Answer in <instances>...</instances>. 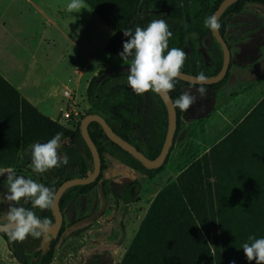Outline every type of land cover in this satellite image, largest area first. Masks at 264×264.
<instances>
[{"label": "rangeland", "instance_id": "rangeland-1", "mask_svg": "<svg viewBox=\"0 0 264 264\" xmlns=\"http://www.w3.org/2000/svg\"><path fill=\"white\" fill-rule=\"evenodd\" d=\"M56 1L58 5L62 2L60 6L66 12L64 29L73 32L76 29L78 32L82 30L85 41L83 56L63 40L57 39L51 46L47 66L52 73L49 85L58 91L61 90L62 84H67L66 90L71 95L66 100L65 108L70 112V119L64 121L60 115L57 121L61 120L59 125L70 131H75L82 116L88 114H97L111 121L110 117L90 106L86 96L87 85L101 71H123L122 77L102 89V99H105L114 86L128 85L129 70L124 68L130 67V63L107 54L105 46L112 33L98 16L88 9L69 12V0L64 5V0ZM56 1L52 0V7ZM176 1L181 10L182 2ZM203 1L212 10L217 0ZM149 17L151 19L148 24L153 20L163 19L170 31L176 30L184 19H169L162 12H144L135 19L146 20ZM135 29L134 23L131 30L134 32ZM225 33L227 39L225 34L224 39L231 54L227 78L243 83V86L229 98H224L223 93L216 96L215 92L209 89L207 95L201 98L194 90L192 94L197 96L194 105L185 112L177 110L178 130L165 162L147 175L132 170L115 156L104 152L106 169L101 172V180L87 192H70L73 198L62 211V233L56 239L50 264H123L132 247L130 264H255V261L247 260L242 245L252 242L249 240L250 236L264 238V105L256 109L264 98V75L258 76L264 71V5L243 3L240 14L231 16ZM253 46L257 48L256 52H247L248 48ZM191 49L197 53L201 52L205 62L202 68H199L198 61L190 57ZM186 53L190 59L189 72H203L211 76L219 63H222V51L207 32L202 33L201 38L197 35L191 36ZM41 55L42 51L37 49L36 59L39 60ZM40 71L42 70L39 66H36L35 73ZM1 96L3 101L5 97H10L3 92ZM145 101L147 111L143 124L141 127H134L130 134L131 144L143 154H146L144 129H148L159 112L162 144L168 126L165 104L164 108L161 107L153 92H148ZM56 102L61 105L65 99L59 97ZM8 109V103H2L0 169L11 168L17 176L33 179L54 192L67 178H84L75 170L72 172L67 164L63 163L45 173L34 172L32 160L25 157V153H29L30 145L27 139L18 135L21 130L2 135L4 130L14 125L15 119L17 120V115L12 117ZM242 122L245 123L242 129L248 136L242 141V145L252 154H244L238 160V172L224 169L222 165L210 159L208 167L201 168L196 176L197 185L207 191V198L204 200L205 213L202 212L204 214L201 218L205 224L204 228L199 224L200 213L196 214V217L190 214L191 222L184 213H178L181 225L174 226L173 215L178 210L176 202L181 194L179 175L206 156L212 147ZM68 144V139L61 140V146ZM60 157L63 160L64 156ZM85 163L87 177L93 172V163L87 157ZM2 177H6V174ZM134 179L138 180L140 191L132 203L124 204L112 196L110 182L122 184ZM215 182L214 189L210 190L209 185ZM7 193L6 180L0 181V225L8 223L7 211L10 206L24 207L43 219L51 212L50 208L33 207L31 200L8 201L5 198ZM150 210H153L155 217L152 215L149 218ZM146 219L148 226H145ZM141 230L140 243L133 246ZM33 239L32 236L26 238L29 242ZM0 264H19L1 234Z\"/></svg>", "mask_w": 264, "mask_h": 264}, {"label": "trees", "instance_id": "trees-1", "mask_svg": "<svg viewBox=\"0 0 264 264\" xmlns=\"http://www.w3.org/2000/svg\"><path fill=\"white\" fill-rule=\"evenodd\" d=\"M180 1L182 2L181 10L177 7L176 0H84L87 6L112 32L105 46V51L108 55L114 57H119V53L123 51V43L128 39L123 35L124 31L131 30L134 23L136 24V28H146L148 26L147 22L150 21V17L146 20L135 19L138 15H141L144 12H162L164 15H167V18L169 19L181 17L184 18L183 23L178 26L176 30L174 29L173 31H171L173 35L169 39V50L173 47H176L186 52V47L190 37L197 35L201 38L202 33L204 32H207L210 38L214 40L211 35L210 29L205 27L204 21L207 17L213 15L214 11L218 8L223 0H217L212 10H210L208 5L203 0ZM189 2H191L192 5H190ZM245 2L264 4V0H239L228 7L218 19L221 25L219 32L223 37L230 22L231 16L239 14L242 11V4ZM214 43L220 49L215 40ZM189 54L190 57H193V59L199 62V68H202L204 66L205 62L202 59L203 57L200 51L197 53L193 49H191L189 51ZM129 60H131V57L129 58ZM189 63L190 59L188 55L181 72L198 75L194 71H188ZM221 64L222 63H219V66L216 68L214 74L218 73L221 68ZM129 68L130 67H126L124 68V70H129ZM123 74V71L121 73H116L115 71L99 72L97 76L93 77L89 81L86 89V96L89 99L90 106L94 110L110 117L111 121L109 119H105L103 117L102 118L110 126L115 135H117L126 143L132 145L130 141V134L132 133L134 127H141L143 124L147 111L145 98L148 93L138 96L131 90L130 86L118 85L111 88L108 95L105 96V99H102V96H104L102 89L107 88L108 84L111 85L112 83L117 81L120 77L123 76ZM204 74L208 76L207 73ZM225 80L218 84H213L205 87L206 89L213 91L218 90L224 84ZM182 87L198 88L199 86L190 85L177 79L175 81V89L168 94L172 102L180 96V89ZM1 92L10 95V97L4 96L5 99L3 101L1 99ZM154 94L159 99L160 106L164 108V103L161 97L156 93ZM2 103H8V112L12 114V117H15V115H17V120L15 119L13 123L14 125L6 128L7 130H4L5 132L2 133V135L13 134L21 130V134L18 133V135H20L22 138H25V140L27 139V143L28 145H30L29 153H25V157L27 159L32 160L30 152L31 146L33 144L46 143L57 133H63L61 140L68 139L69 144L62 145L58 150L59 154L68 158L67 166L72 172H74L75 170V172L79 173L81 177H85L87 173L85 157L91 159V155L85 142L81 138L80 124L86 115L82 116L80 122L77 124V128L75 129V131H70L50 120L49 118L41 116V114L34 107H32L26 100H24L7 82H5L0 77V111ZM263 105L264 98L257 105L256 109L258 110L262 108ZM175 109L177 112L178 108ZM160 116L161 115L159 112L157 117L149 125L148 129H144L143 137L146 145V154L144 155L149 159L156 158L160 153L163 145L161 143L162 129ZM12 117L10 122L12 121ZM244 124L245 123L242 122L227 137H225L222 141L212 147L206 156L192 164L185 172L179 175L178 182L180 185L181 194L178 195L176 202L178 210H176L175 215H173L174 226L181 225L180 218L177 217L178 213H184L186 217H188L190 222V214L196 217V214L198 215L200 213V217L198 216L200 221L199 224L202 226V228H204L205 224L202 223L203 221L201 218L202 214L205 213L204 211L206 203L204 202V200L207 198V191H204L201 185H197L196 176L200 173L201 168L208 167V161L210 159L215 160V163H217L218 165H222L224 169L231 171L235 170L233 172H238V160L242 158L244 154L247 156L252 154L250 153V151L245 149V146L242 145V141L248 138L246 131L244 132V129H242ZM88 132L101 158V172L106 169L103 158L104 152L115 156L116 159H118L124 165L142 175H147L153 171L145 169L132 156L110 142L97 123L91 122L88 125ZM135 148L140 151L139 148ZM101 178L102 174L100 173L99 177L92 184L85 186H75L67 189L59 200V209L63 211L72 200L73 195L70 193L72 190L87 192L93 186H95L96 183L101 180ZM68 179L71 178H67L66 180ZM5 180L6 177L0 176V181ZM215 184L216 182L214 184H210L209 189L213 190ZM109 187L112 196L118 200H121L124 204L132 203L137 198L140 191V184L136 179L122 184L110 182ZM152 215L155 217L153 210H150L149 218L152 217ZM46 217L50 220L53 219L51 212H48ZM146 225L148 226V220L145 222V226ZM61 233L62 230L58 234L52 236L49 248L45 252L38 250L42 237L38 239L34 238L30 242L26 239L21 242L11 240L8 237L7 233H1V235L8 245L13 257L19 264H50L52 260L53 249L57 241L56 239L58 238V236H60ZM141 236L142 230L138 233L133 246H135L136 243H140ZM132 249L133 247L129 251L123 264L131 263L130 258L132 257Z\"/></svg>", "mask_w": 264, "mask_h": 264}, {"label": "clouds", "instance_id": "clouds-1", "mask_svg": "<svg viewBox=\"0 0 264 264\" xmlns=\"http://www.w3.org/2000/svg\"><path fill=\"white\" fill-rule=\"evenodd\" d=\"M87 9L84 0H70L67 4L69 12H80ZM204 25L213 33L219 31L221 25L216 15L205 19ZM128 39L123 43V51L119 53L122 61L129 62L128 85L138 96L148 92H154L167 96L175 89V81L180 77L181 70L185 65L187 53L173 47L169 50V39L172 32L167 22L163 19L151 21L146 28L137 27L123 32ZM131 57V60L129 58ZM196 92L199 97L207 95L205 87L209 78L200 72L194 77ZM197 96L191 91H185L173 101V108L185 112L194 105ZM63 133H57L46 143H35L31 146V159L33 171L45 173L50 169L60 167L61 163L68 164L65 156L61 160L59 149ZM6 174L8 193L6 200L19 202L31 200L32 206L39 209H49L55 204L56 193L33 179L17 176L13 169H0V176ZM6 225L8 237L14 241H24L28 236L40 238L52 227L53 222L48 218L41 219L33 211L24 207L10 206L7 211ZM251 243H244L242 249L249 262L264 264V238L249 237Z\"/></svg>", "mask_w": 264, "mask_h": 264}, {"label": "crops", "instance_id": "crops-1", "mask_svg": "<svg viewBox=\"0 0 264 264\" xmlns=\"http://www.w3.org/2000/svg\"><path fill=\"white\" fill-rule=\"evenodd\" d=\"M66 1H63V5ZM60 4L58 5L56 1L52 7V0H0V77L41 116L58 124H61V120L57 121V119L67 107L64 92L67 91L68 86L62 84L61 90L57 91L49 85L52 73L47 66H49L51 46L57 39L63 40L71 44L82 56L85 47L82 30L78 32L76 29L73 32L64 29L66 12ZM85 5L87 6L86 3ZM87 9L94 13L88 6ZM37 49L42 51L39 60L36 59ZM36 66L42 71L35 73ZM262 75L264 71L258 76ZM241 86L243 83L240 84L229 77L219 90L214 92L216 96L223 93L224 98H229ZM181 89L183 92L191 91V93L196 90L194 87ZM59 97L65 99L64 104H57L56 98Z\"/></svg>", "mask_w": 264, "mask_h": 264}, {"label": "water", "instance_id": "water-1", "mask_svg": "<svg viewBox=\"0 0 264 264\" xmlns=\"http://www.w3.org/2000/svg\"><path fill=\"white\" fill-rule=\"evenodd\" d=\"M239 0H223L220 5L218 6V8L214 11L213 15H216L219 19V17L225 12V10L230 7L231 5H233L234 3H236ZM211 31V30H210ZM211 35L214 38V40L216 41V43L219 45L221 51H222V64H221V68L218 71V73L216 75H211V76H207L209 78V83L206 84L205 86H210L213 84H218L222 81H224L225 79H227L228 77V72L230 69V65H231V54H230V49L228 47L227 42L225 41L224 37L220 34V32H216L213 33L211 31ZM263 38H264V33H263ZM257 48L256 47H249L247 52L251 53V52H255ZM117 71V70H116ZM196 75H192L189 73H184L181 72L180 77L178 78V80L183 81L185 83H188L190 85H197L194 77ZM167 109V113H168V126H167V132H166V136H165V140L163 142L162 148L160 153L158 154V156L154 159H149L148 157H146L142 152L138 151L134 146L126 143L125 141L121 140L117 135H115V133L112 131V129L110 128V126L106 123V121L99 115L97 114H88L86 115L83 120L81 121L80 124V133H81V138L83 139V141L85 142L90 155H91V159H92V163H93V172L91 175L84 177V178H71L68 179L64 182H62L60 184V186L57 188L56 190V199H55V204L51 209V212L54 216V223H53V227L44 235H42V240L39 246V251L45 252L48 248H49V244H50V240L52 238L53 234H58L61 226H62V222H63V216H62V212L59 209V200L61 198V196L63 195V193L71 188V187H75V186H85V185H89L92 184L96 181V179L99 177L100 173H101V158L100 155L97 151V148L95 146V144L93 143V141L91 140L90 136H89V132H88V125L91 122H95L97 123L102 131L104 132L105 136L107 137V139L112 142L113 144H115L116 146H118L121 150H123L124 152L128 153L130 156H132L136 161H138L145 169L147 170H153V169H157L159 168L166 160L172 146H173V142L175 139V135H176V130H177V112L176 109L173 108V102L170 99L169 95L167 96H163L158 94ZM6 225V224H3ZM0 225V234L1 233H7V230L5 228H3Z\"/></svg>", "mask_w": 264, "mask_h": 264}, {"label": "built area", "instance_id": "built-area-1", "mask_svg": "<svg viewBox=\"0 0 264 264\" xmlns=\"http://www.w3.org/2000/svg\"><path fill=\"white\" fill-rule=\"evenodd\" d=\"M64 96H65L67 99H69L71 95H70V93H69L68 91H65V92H64ZM61 116H62V120H64V121L69 120L70 117H71L70 112L68 111V109L65 110V111L62 113Z\"/></svg>", "mask_w": 264, "mask_h": 264}, {"label": "flooded vegetation", "instance_id": "flooded-vegetation-1", "mask_svg": "<svg viewBox=\"0 0 264 264\" xmlns=\"http://www.w3.org/2000/svg\"><path fill=\"white\" fill-rule=\"evenodd\" d=\"M259 4H260V3H259ZM50 210H51V209H50ZM61 212H62V211H61ZM52 215H53V214H52ZM62 216H63V215H62ZM53 223H54V222H53ZM61 227H62V226H61ZM60 231H61V229H60ZM60 231H59V232H60Z\"/></svg>", "mask_w": 264, "mask_h": 264}]
</instances>
